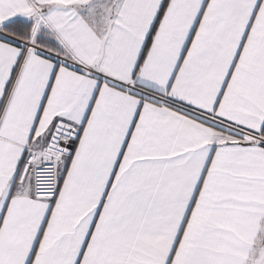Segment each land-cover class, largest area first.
<instances>
[{"label":"snow or ice","instance_id":"6c2138e0","mask_svg":"<svg viewBox=\"0 0 264 264\" xmlns=\"http://www.w3.org/2000/svg\"><path fill=\"white\" fill-rule=\"evenodd\" d=\"M0 264H264V0H0Z\"/></svg>","mask_w":264,"mask_h":264}]
</instances>
